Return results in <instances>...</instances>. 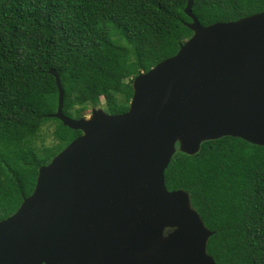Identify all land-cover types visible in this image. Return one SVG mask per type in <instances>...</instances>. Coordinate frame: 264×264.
<instances>
[{"label":"water","instance_id":"1","mask_svg":"<svg viewBox=\"0 0 264 264\" xmlns=\"http://www.w3.org/2000/svg\"><path fill=\"white\" fill-rule=\"evenodd\" d=\"M132 81L126 111L54 113L81 134L38 168L32 193L0 220V264H217L209 230L165 169L180 150L240 137L264 145V11L202 25Z\"/></svg>","mask_w":264,"mask_h":264},{"label":"trees","instance_id":"2","mask_svg":"<svg viewBox=\"0 0 264 264\" xmlns=\"http://www.w3.org/2000/svg\"><path fill=\"white\" fill-rule=\"evenodd\" d=\"M188 0H0V220L29 196L38 168L81 134L50 114L63 89L64 114L128 109L132 81L173 55L192 34ZM264 11V0H193L202 25ZM123 42V43H121ZM54 120L55 142L36 144ZM167 189L188 192L213 231L207 252L217 264H264V145L240 137L205 140L194 154L177 150Z\"/></svg>","mask_w":264,"mask_h":264},{"label":"rangeland","instance_id":"3","mask_svg":"<svg viewBox=\"0 0 264 264\" xmlns=\"http://www.w3.org/2000/svg\"><path fill=\"white\" fill-rule=\"evenodd\" d=\"M121 43H123V42H121ZM89 115H90V110H87L85 116H89ZM50 122L56 123L54 120H50L42 126V128L40 130L39 137L37 138V140H35L36 144L38 146H42L44 144L50 145V144L55 142V139H54L53 133H52L55 126H54V124H52Z\"/></svg>","mask_w":264,"mask_h":264}]
</instances>
